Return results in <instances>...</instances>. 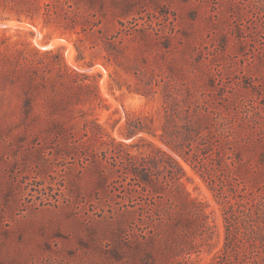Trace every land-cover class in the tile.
<instances>
[{
	"label": "rangeland",
	"instance_id": "374dc122",
	"mask_svg": "<svg viewBox=\"0 0 264 264\" xmlns=\"http://www.w3.org/2000/svg\"><path fill=\"white\" fill-rule=\"evenodd\" d=\"M11 7L0 4V264H264V0ZM67 71L97 90L63 87ZM173 86L237 126L204 139V168L159 137ZM139 118L149 131L127 137ZM96 123L121 146L89 141ZM156 149L181 165L198 211L132 175L131 158Z\"/></svg>",
	"mask_w": 264,
	"mask_h": 264
},
{
	"label": "trees",
	"instance_id": "16d2710c",
	"mask_svg": "<svg viewBox=\"0 0 264 264\" xmlns=\"http://www.w3.org/2000/svg\"><path fill=\"white\" fill-rule=\"evenodd\" d=\"M18 3H20V0H0L1 5L12 6V9L16 7ZM33 7V4L29 5L28 10H24L25 13L31 15ZM41 9L45 11V16L50 15L48 4H45ZM78 12L79 10L75 9L73 13L77 16ZM75 23V26L72 27L73 30L76 29L78 22ZM91 26L93 28L95 27L93 24ZM104 45L105 50L113 57V52L115 51L113 47L114 41L108 40ZM66 76H68L70 82L68 84L66 82L63 83V87H73L74 83H76L77 87L81 90L89 92L97 90V86L92 83L78 82V76L73 72L67 71ZM83 79L89 80L86 76L83 77ZM136 92L147 95V88H137ZM55 96H57L56 93ZM201 96L202 95L199 96L195 92L189 91H187L186 96H182L175 86L169 87L165 94V121L162 126V133L159 136L163 143L175 152L182 154V152L184 153L185 150L188 149V157H186L185 154L182 156L190 165H194L195 168H204L203 161L209 155V145H203L202 142L205 141L204 139L207 136L214 132L213 130H215L217 126H219L220 133L230 136L237 131L236 124L227 119L219 124L209 99L206 96L201 98ZM127 126V137L129 138L139 132L149 131L144 126L141 118L134 121L128 119ZM87 133H89V141H97V139H100L101 143L110 141L114 146H121V143L116 142L108 131L97 123L95 128L87 130ZM130 164L132 175L137 178L141 186L147 187L151 194L157 197L158 195L164 194L165 191L169 189L173 196L179 201L182 209L188 208L192 212L199 210L198 207L201 203L190 198V194L186 191L184 183L182 182V179L185 177L183 168L165 152L156 149L154 153L147 157V160L131 158ZM161 172H163V176L160 174ZM204 173L208 176L206 170ZM172 226L173 225L170 223L166 224L169 230L172 229ZM232 242V239H227L225 250H232Z\"/></svg>",
	"mask_w": 264,
	"mask_h": 264
},
{
	"label": "bare ground",
	"instance_id": "6f19581e",
	"mask_svg": "<svg viewBox=\"0 0 264 264\" xmlns=\"http://www.w3.org/2000/svg\"><path fill=\"white\" fill-rule=\"evenodd\" d=\"M10 25L15 26V25H19V24L17 22H11ZM21 25L24 26L25 24H21Z\"/></svg>",
	"mask_w": 264,
	"mask_h": 264
}]
</instances>
